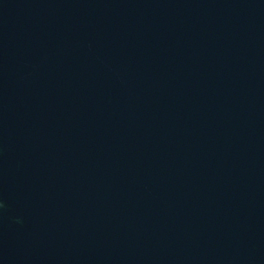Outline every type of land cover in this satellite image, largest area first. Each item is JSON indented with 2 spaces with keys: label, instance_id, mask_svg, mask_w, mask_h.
<instances>
[{
  "label": "water",
  "instance_id": "1",
  "mask_svg": "<svg viewBox=\"0 0 264 264\" xmlns=\"http://www.w3.org/2000/svg\"><path fill=\"white\" fill-rule=\"evenodd\" d=\"M0 264H264V0H0Z\"/></svg>",
  "mask_w": 264,
  "mask_h": 264
}]
</instances>
